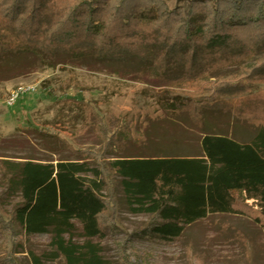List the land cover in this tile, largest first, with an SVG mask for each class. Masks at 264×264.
<instances>
[{"label": "trees", "instance_id": "obj_1", "mask_svg": "<svg viewBox=\"0 0 264 264\" xmlns=\"http://www.w3.org/2000/svg\"><path fill=\"white\" fill-rule=\"evenodd\" d=\"M25 53L136 58L164 88L167 108L200 130L207 118L232 115L256 135L239 143L205 134L203 154L191 157L126 155L134 141L124 126L103 124V154L63 143L77 161L0 159L6 194L22 198L10 213L0 198L9 253L27 237L51 234L53 256L63 264H106L97 245L74 239L102 238L118 222L111 175L121 178L132 211L149 215L138 233L162 244L212 214L245 215L264 230V0H185L173 9L164 0H0V56ZM231 67L237 71L221 73ZM90 163L93 180L85 176Z\"/></svg>", "mask_w": 264, "mask_h": 264}, {"label": "rangeland", "instance_id": "obj_2", "mask_svg": "<svg viewBox=\"0 0 264 264\" xmlns=\"http://www.w3.org/2000/svg\"><path fill=\"white\" fill-rule=\"evenodd\" d=\"M164 1L169 9L185 2ZM236 71L231 67L221 73ZM156 80L152 70L136 58L113 63L35 53L0 56V159L77 161L63 143L103 154V124L110 130L124 126L125 138L134 141L126 155H202L205 134L225 135L239 143L254 139L255 130L232 115L207 118L200 130L187 114L167 108L171 100ZM21 89L19 99L9 105L11 94ZM105 158L114 159L111 154ZM93 168L96 165L90 163L85 175L89 180L96 179ZM111 177L120 198L118 222L107 227L102 238L74 239L97 245L106 264H264V230L245 215L212 214L188 225L171 244L138 233L149 215L133 212L135 206L128 202L121 178ZM6 191L0 173L1 208L10 213L22 198L19 192L8 195ZM51 239V234L27 237L23 247L9 253L0 233V264H36L35 259L40 264H63L53 256Z\"/></svg>", "mask_w": 264, "mask_h": 264}, {"label": "built area", "instance_id": "obj_3", "mask_svg": "<svg viewBox=\"0 0 264 264\" xmlns=\"http://www.w3.org/2000/svg\"><path fill=\"white\" fill-rule=\"evenodd\" d=\"M21 92H23V90L21 89L18 92H14L11 94V97L9 99V105H14L16 103V101L19 99Z\"/></svg>", "mask_w": 264, "mask_h": 264}]
</instances>
